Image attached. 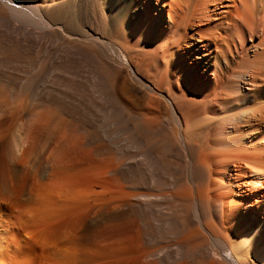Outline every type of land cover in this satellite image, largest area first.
<instances>
[{
    "label": "bare ground",
    "instance_id": "6f19581e",
    "mask_svg": "<svg viewBox=\"0 0 264 264\" xmlns=\"http://www.w3.org/2000/svg\"><path fill=\"white\" fill-rule=\"evenodd\" d=\"M33 63L40 94L86 80L66 94L114 113L119 157L2 145L0 264H264V0H0V65Z\"/></svg>",
    "mask_w": 264,
    "mask_h": 264
},
{
    "label": "rangeland",
    "instance_id": "374dc122",
    "mask_svg": "<svg viewBox=\"0 0 264 264\" xmlns=\"http://www.w3.org/2000/svg\"><path fill=\"white\" fill-rule=\"evenodd\" d=\"M52 51L54 52L55 49ZM28 55L36 57L35 52ZM63 55V51H61L59 56L63 57ZM119 55L120 57H117L118 62L122 63V65H128L127 57L124 53L119 52ZM57 57L55 58L56 61H58ZM37 65L36 63L28 65H0V154L2 145H5L7 150L11 152L14 143L17 141H68L71 129H75L79 137L86 136V131L96 133L98 136L115 132L117 127L114 125V113L103 110L94 111L90 122L85 118L88 116L83 110V103L86 97L66 94V86L75 84L85 86L87 84L86 80H70L72 77L63 75L61 77L63 78L62 80L49 79L47 82L49 89L41 94L40 91L38 93L36 79L41 74V69H38ZM82 81L84 82L83 84H81ZM50 101L57 105L47 107ZM36 104L38 105L37 107ZM44 117L47 120L41 122V120L45 119ZM38 122L39 124L42 123L41 126ZM62 134L63 136L61 137ZM97 135H91L92 138L82 139L81 141H90L92 145L96 143L97 150L94 157L96 158L97 156L98 160H108V158L112 162L117 160L119 155L115 149V141L101 140V136L98 138L96 137ZM165 140L167 142H161L162 145L159 148L161 155H159L170 168V171L175 174L176 169L183 164V158L177 149L171 147L173 141L170 140L169 136ZM92 188L95 190L103 189L99 184L94 185ZM148 220L152 219L147 215H143L140 217L139 222L144 223L148 222ZM158 231L156 228L150 231L153 236H156L152 238V241L167 237L165 231H160L163 234L161 236H159L160 233Z\"/></svg>",
    "mask_w": 264,
    "mask_h": 264
}]
</instances>
